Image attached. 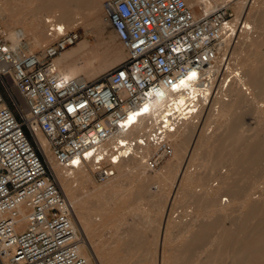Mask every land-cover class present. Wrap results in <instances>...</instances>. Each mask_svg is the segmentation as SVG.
Segmentation results:
<instances>
[{
    "label": "built area",
    "instance_id": "built-area-1",
    "mask_svg": "<svg viewBox=\"0 0 264 264\" xmlns=\"http://www.w3.org/2000/svg\"><path fill=\"white\" fill-rule=\"evenodd\" d=\"M205 7L196 14L185 0H106L105 21L127 58L93 81L68 79L54 63L80 39L77 31L29 52L0 26V264H89L38 132L60 166L92 169L104 183L127 159L161 168L183 122L211 96L228 101L241 73L228 50L251 29L229 6ZM186 78L205 96L183 88ZM181 94L187 103L178 109Z\"/></svg>",
    "mask_w": 264,
    "mask_h": 264
},
{
    "label": "bare ground",
    "instance_id": "bare-ground-1",
    "mask_svg": "<svg viewBox=\"0 0 264 264\" xmlns=\"http://www.w3.org/2000/svg\"><path fill=\"white\" fill-rule=\"evenodd\" d=\"M30 1H39L40 4H29L35 5L36 9L23 20L18 17L16 23L21 24V29L14 30L12 33L10 32L12 30H9L10 34H7L16 46L22 44L21 37L25 39L29 52L43 47L50 36L59 38L70 33L76 28V18L81 16L83 12L91 19H96L94 23L97 28L102 25V20L97 19L100 11L103 10L104 13V5L102 6L101 0ZM185 1L193 8L202 2L206 5L205 10L207 11L211 8L208 7L209 4L233 6L236 15L234 21H240L241 17H245L246 20L243 21L245 28L251 29V31L243 30L244 41L242 44L244 46L236 45L234 47L236 55L245 50L246 55L240 57L243 69L237 77H234L226 92L228 101L225 102L220 98L211 96L207 99L206 108L205 106L201 107L202 112H200V109L191 119L183 122L171 136L170 140L173 144L174 155L171 158L172 161L168 162L167 171L164 174L171 177L172 187L178 181L176 183L178 184L176 186L177 193L180 198L189 199L192 206L188 207L191 210H186L188 214L180 219H176L177 217L174 216L166 220L165 233H170L173 229L180 231V241L181 245L184 246V250L173 252V255H170L167 259L164 258L163 264H216L219 259L222 261L221 264H225V262L228 264H264V261L259 259L262 251L264 254V247L254 241L259 232L264 235V191L261 190L257 194L256 185L250 188H242L239 180L236 179V176L241 175L243 167L256 165L264 157V147L255 149L248 145L240 150L227 149L239 140L240 133L237 131V127L243 113L253 112L261 118L264 117V109L262 108L264 105L259 104V100L264 98V0ZM254 25H258L262 30L263 35L258 39L252 37ZM51 29L54 30V33L50 35L48 31ZM8 32L6 31V33ZM89 51L90 47L87 43H78L55 58L54 63L64 77L89 81L105 75L110 67L120 63L125 57V53L118 50L112 60L96 62V58L87 59ZM79 60H82L81 65ZM182 86L183 88L192 89L193 94L202 92V95L205 96L204 91L195 90L196 88L189 78L182 81ZM244 88L250 91L249 94L244 91ZM168 95V93H163L156 101L155 106H161L163 98H167ZM176 100L178 109L187 103V97L183 94L179 95ZM203 112H205L204 116H202ZM136 134V132H133L131 135L135 136ZM36 138L47 156L52 170L54 171L55 168L56 173L55 171L54 173L57 175L66 198L73 207V223L81 240L80 254L89 264H93L88 231L95 220L88 212H91L93 207L99 212L100 207L104 208V206L99 205H104V203L101 204L98 200L91 199L88 196L84 199L78 198L75 195L74 183H93L91 195L94 196L105 195L107 192L109 194L115 193V191L111 192V190H114L113 185L122 179L130 180L132 185L135 182L141 184L139 188V191H141L145 188L142 184L147 183L152 177L146 175L148 167L142 159L124 160L114 167L117 171L115 176L101 185H97L92 180V176H94L92 169L77 168L70 170L60 166L51 155L45 137L38 132ZM199 155H202V158H199ZM186 158L188 159V165L186 164V168L184 167L185 169L180 172L181 166H183L182 163ZM197 159L201 160L200 165H195ZM153 172L155 173L154 170ZM199 203L205 204L206 209H209L208 213H205L207 215H201L202 213L199 211L195 212L194 208ZM127 208L131 209V214H141L137 213L140 206H129ZM120 215L117 214V218H122L126 214L123 213L122 217ZM213 215L229 217L238 223L239 228L233 233V238L228 237L225 241H220V237L213 239L210 246L211 252L207 257H203L202 252L198 255V258L190 261L187 258L190 253L189 243L204 239V233L210 227L208 218ZM118 222H122V219ZM126 232L122 238H131L130 231L126 230ZM94 253L96 256V252Z\"/></svg>",
    "mask_w": 264,
    "mask_h": 264
},
{
    "label": "rangeland",
    "instance_id": "rangeland-1",
    "mask_svg": "<svg viewBox=\"0 0 264 264\" xmlns=\"http://www.w3.org/2000/svg\"><path fill=\"white\" fill-rule=\"evenodd\" d=\"M105 2L106 0H101L102 6ZM29 4H40V2L30 0H0V26H2V28L7 32L12 30L10 31L11 33L14 32V30H20L22 26L21 24L16 23V19L19 17L23 20L29 17L36 9L35 5ZM200 4L195 5L194 8L191 7L196 14L201 12L203 3L201 2ZM229 7L233 11L235 17L236 15L233 6ZM104 16L105 14L103 13V10L98 13L97 19L100 21L102 20V25L98 28L94 23L96 19H91L85 14V12H83L81 16H78L75 22L76 28L72 31H77L80 34V40L74 45L69 46L62 52V54H64L68 49L76 46L78 43L85 42L90 47L87 59L96 58V62L112 60L118 50H122L125 53V57L122 61L110 67L108 72L121 64L127 58V51L115 32L106 23ZM245 20V17L240 18V21ZM7 34L10 33L8 32ZM262 35V30L258 27V25H254L252 37L258 39ZM240 36L239 43L236 45L244 46V44H242L244 41L243 34L241 33ZM20 39L22 44L23 42L26 43L25 39L22 37ZM57 39L58 38L56 37L50 36V39L43 45V47L35 49L33 52L42 50L45 46L54 43ZM236 45L230 46L228 53L232 58L233 66L242 71V60L240 57H244L246 55V50L241 52L239 55H236V53H234V47ZM79 63L81 65L82 60H79ZM259 104L264 105V98L259 100ZM262 108L264 109V106H262ZM202 111L203 110L201 109L200 112ZM204 113L205 112H203L202 116H204ZM239 123L240 124H238L237 127V131L240 133L239 140L236 144L227 147V149L234 148L236 150H240L244 149L248 145L255 149L263 148L264 117L261 118L256 113L247 112L242 114ZM187 158L184 161L185 163H182L183 166H181L180 172H182V170L188 165ZM199 158H202V155ZM170 159H168L161 168L154 170L155 173L149 168L146 169V175L152 177L147 183L142 184L145 188L141 191H139L141 184L135 182L132 185L130 180L122 179L121 181L114 183V190H111V192L115 191V193L109 194L107 192L105 195L94 196L91 195L92 188L94 186L93 183H74L75 195L78 198L80 197V199H84L88 196L91 199L98 200L101 204L104 203V205H99L104 206V208L100 207L101 209L99 212L96 211L93 206V210L88 212L95 220L94 224L90 225L88 231L90 242L92 243H90V246L92 250L93 264H163L164 258L167 259L170 255H173V252L176 253L178 250H184V246L181 245L180 241V231L173 229L170 233H165L166 220L174 216L175 218L177 217L176 219H180L184 215L188 214L186 210H191V208L188 207L192 206V202L189 199L184 200L180 198V195L177 193L176 186L178 184L176 183L178 181H176L175 186L172 187L173 182L171 177L164 174L167 171L166 166L168 162L172 161V159ZM259 161L256 165L243 167V169H241V175L236 176V179L239 180L242 188H250L253 185H256L257 194H259V191L261 190L264 191V157H262ZM200 164L201 160L197 159L195 165ZM115 170L116 168L112 170L111 177L115 176L117 173ZM92 180L97 185L102 184L98 183L94 176H92ZM129 206H140L137 213L141 214H131V209L127 208ZM206 208L205 204L199 203L194 209L195 212L199 211L202 213L201 215H204L209 211V209ZM203 209L206 210L201 211ZM123 213L126 214L124 217H122ZM117 214H121L120 217L122 218H117ZM220 216L213 215L208 218L210 227L208 231L204 233L203 240L189 243V246L187 245L190 251L187 258L190 261L198 258V255L202 252L203 257H207V255L211 252L210 246L213 239L220 237V241H225L228 237L233 238V233H235V231L239 228L237 225L238 223L234 222L233 219L229 217ZM121 219L122 222L119 223L118 220ZM126 230L130 231V235L132 234L129 239L122 238ZM261 231H263V229ZM254 241L264 247V235L261 232L258 233V237ZM93 250L96 252V256ZM259 259L260 261H264L263 251L259 256ZM217 261L218 262H216V264H221L220 262H222L220 259ZM225 264L228 263L225 262Z\"/></svg>",
    "mask_w": 264,
    "mask_h": 264
}]
</instances>
